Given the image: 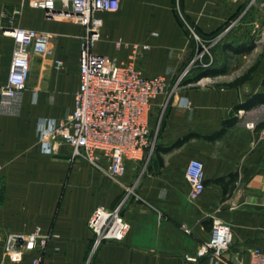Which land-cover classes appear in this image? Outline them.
<instances>
[{
	"label": "crops",
	"instance_id": "0c3cea01",
	"mask_svg": "<svg viewBox=\"0 0 264 264\" xmlns=\"http://www.w3.org/2000/svg\"><path fill=\"white\" fill-rule=\"evenodd\" d=\"M30 1L0 0L1 87L8 85L15 48L3 28L48 33L53 52L32 57L18 110L0 111V264H31L32 254L6 255L3 245L9 234H30L37 227L58 236L50 241L43 264H250L254 249L264 252V143L259 136L264 103L236 111L264 94V59L257 50L264 46V38L243 29L241 15L227 26L244 0H121L118 12L100 15L103 26L95 52L110 61L129 62V48L117 50L115 42L147 45L136 65L147 77L163 76L169 84L151 110L152 129L162 116L154 155L148 165L128 161L119 181L73 159L70 146L54 150L39 140L43 121L52 124L73 111L84 28L47 20ZM189 28L211 44L215 58L211 54L213 64L208 68L219 70L217 76L185 83L204 68L200 61L190 67L201 43ZM54 59L63 62L60 70ZM239 60L243 62L237 64ZM259 60L258 70L245 83L216 87L243 77ZM187 69L191 71L184 85L174 91ZM232 118L237 123L224 136L204 140ZM252 122L256 131L246 128ZM195 159L204 164L206 189L191 201L185 172ZM134 185L151 207L129 199L120 214L130 223V232L124 241L104 242L94 252L95 236L88 227L94 210L117 208L124 187ZM216 221L232 227L229 250L220 259L189 262L187 258L195 257L210 239Z\"/></svg>",
	"mask_w": 264,
	"mask_h": 264
},
{
	"label": "built area",
	"instance_id": "2783aa9c",
	"mask_svg": "<svg viewBox=\"0 0 264 264\" xmlns=\"http://www.w3.org/2000/svg\"><path fill=\"white\" fill-rule=\"evenodd\" d=\"M121 0H32L30 6L44 12L47 20L78 24L84 28L79 61V89L75 94L74 107L67 117L50 123L42 122L39 140L51 144L56 150L61 145L72 148L73 159H82L106 177L119 181L125 174L128 161L148 165L154 155L162 116L155 129L150 127L153 101L165 94L169 84L165 77H147L136 65V61L149 49L147 45L115 42V48L130 50L129 62L110 61L95 52L101 39L103 13H115L120 9ZM12 36L15 48L12 55L8 85L0 86V111L15 113L20 100L27 90L33 56L53 55L50 48L51 35L33 29L3 28ZM191 36L203 46L204 52L190 65L200 61L208 68L213 64L211 44L204 45L193 28ZM210 58L206 63V57ZM56 70L63 62L54 59ZM185 70L176 80L174 91L184 85L190 73ZM246 128L256 131L255 123H247ZM264 143V128L259 130ZM204 164L192 160L188 164L185 177L190 186L189 199L196 201L205 192ZM2 167L0 166V172ZM122 203L111 210L104 206L96 208L88 221V227L95 236L94 252L104 242H122L131 230V225L120 214L125 203L133 198L146 203L137 193L136 185L124 187ZM147 204V203H146ZM149 205V204H147ZM150 206V205H149ZM151 207V206H150ZM189 233V230L185 228ZM58 236L46 234L37 227L30 234H9L4 241L6 255L32 254L31 264H43L49 243ZM233 242L230 224L216 221L210 239L203 243L195 257L187 258L198 263L207 258L220 259ZM250 264H264V252L254 249Z\"/></svg>",
	"mask_w": 264,
	"mask_h": 264
},
{
	"label": "trees",
	"instance_id": "16d2710c",
	"mask_svg": "<svg viewBox=\"0 0 264 264\" xmlns=\"http://www.w3.org/2000/svg\"><path fill=\"white\" fill-rule=\"evenodd\" d=\"M260 65H261V60H259L252 68H250L246 75L237 79L235 82L230 83V84H219L216 87H218V88H234V87H237L238 85L245 83L251 77V75L258 70ZM219 73H220L219 70H215L213 68H202V69L198 70V74L196 76H194L190 80H187L185 83L198 82L201 79H203L204 77H215ZM263 86H264V80H263ZM259 103H264V94L254 96L252 99H250L245 104H242V105L236 107V111H238L240 109H244V110L251 109L252 107H254L255 105H257ZM236 123H237L236 118H232L230 120L225 121L223 123L222 130L218 134H216L213 137H204V140L210 141V140H214V139H217V138L224 136L226 134L227 130L229 128L233 127L234 125H236ZM188 139H190V138L189 137L185 138L180 143H178L176 145V147L179 146L181 143H185Z\"/></svg>",
	"mask_w": 264,
	"mask_h": 264
},
{
	"label": "rangeland",
	"instance_id": "374dc122",
	"mask_svg": "<svg viewBox=\"0 0 264 264\" xmlns=\"http://www.w3.org/2000/svg\"><path fill=\"white\" fill-rule=\"evenodd\" d=\"M240 15L242 16V18L239 23L244 26L243 29L255 30V35H260L261 38L259 40H262V38H264L262 37L264 34V0H244L242 10L238 14H236V16L231 17L230 21L227 22V26L229 27L231 24H233L239 18ZM204 45L208 46L209 44L204 41ZM257 50L259 52L258 56L261 55V58L264 59V46L259 47ZM202 52H204V49L203 46L200 44V54ZM211 54L215 58L213 52H211ZM206 59L209 61V56L206 57ZM241 62L243 61L239 60L237 64ZM244 62H246V60ZM242 70L244 71V68H241V71ZM201 86L205 87L208 86V84Z\"/></svg>",
	"mask_w": 264,
	"mask_h": 264
}]
</instances>
